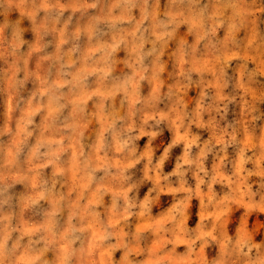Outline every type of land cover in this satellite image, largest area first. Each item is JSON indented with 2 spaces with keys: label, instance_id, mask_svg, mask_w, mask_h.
<instances>
[{
  "label": "clouds",
  "instance_id": "clouds-1",
  "mask_svg": "<svg viewBox=\"0 0 264 264\" xmlns=\"http://www.w3.org/2000/svg\"><path fill=\"white\" fill-rule=\"evenodd\" d=\"M0 63V264H264V0H0Z\"/></svg>",
  "mask_w": 264,
  "mask_h": 264
},
{
  "label": "rangeland",
  "instance_id": "rangeland-1",
  "mask_svg": "<svg viewBox=\"0 0 264 264\" xmlns=\"http://www.w3.org/2000/svg\"><path fill=\"white\" fill-rule=\"evenodd\" d=\"M183 31V30H182ZM30 38V37H29ZM5 66L0 63V69H3ZM30 67L35 70L36 68V60L35 58H33L32 62L30 63ZM7 87V81L4 78L3 72L0 71V89L6 88ZM259 92H264V88H261L258 90V94ZM196 98V92L195 90L189 92L188 94V99L190 101H194ZM5 94L3 92H0V123L3 122V118H4V112H5ZM262 110H264V106H262ZM231 118V117H230ZM240 119L243 121L244 117L241 116ZM166 137L165 139H167V133L165 134ZM144 141H141V144H143ZM180 151V149H176L175 152L178 154ZM173 165L170 163L169 165H166V170H171V167ZM141 195H143V191L141 192ZM165 202H167L170 198L168 197H164L163 198ZM198 209V202L197 201H193L192 207L190 208V215H191V221L190 223H192L193 225L195 224L197 217H196V212ZM248 226L250 228V230L253 232L254 235L257 236V238H261L264 237V214H253L252 217L248 220ZM119 253H117V259L119 258Z\"/></svg>",
  "mask_w": 264,
  "mask_h": 264
}]
</instances>
